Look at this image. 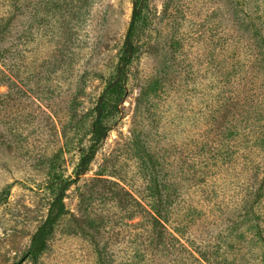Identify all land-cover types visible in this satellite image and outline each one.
Wrapping results in <instances>:
<instances>
[{"label":"rangeland","instance_id":"1","mask_svg":"<svg viewBox=\"0 0 264 264\" xmlns=\"http://www.w3.org/2000/svg\"><path fill=\"white\" fill-rule=\"evenodd\" d=\"M131 12L0 0V264L22 262L51 176L75 181L37 264H264V0H147L127 97L76 179Z\"/></svg>","mask_w":264,"mask_h":264},{"label":"trees","instance_id":"2","mask_svg":"<svg viewBox=\"0 0 264 264\" xmlns=\"http://www.w3.org/2000/svg\"><path fill=\"white\" fill-rule=\"evenodd\" d=\"M131 6L130 24L120 47L113 73L105 80L103 89L94 103L93 119L89 130V144L81 154L76 166L74 174L76 179L88 171L99 147L108 135L109 127L106 125V120L119 113V106L124 102L128 94L129 71L139 51V46L136 42L137 29L143 21L147 0H131ZM260 44L262 45L263 43L261 42ZM48 179L52 196L47 214L33 232L21 263L25 261L32 264L38 263L47 249L48 240L55 226L66 215L65 193L75 180L68 181L56 176H51ZM154 213L159 217L155 210ZM157 226H160V221L157 218H153V227L157 228Z\"/></svg>","mask_w":264,"mask_h":264}]
</instances>
